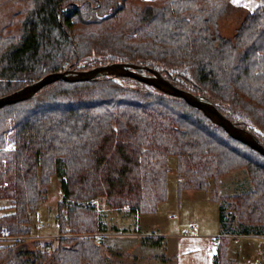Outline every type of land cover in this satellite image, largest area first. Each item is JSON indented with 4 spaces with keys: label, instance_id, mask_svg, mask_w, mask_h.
Segmentation results:
<instances>
[{
    "label": "trees",
    "instance_id": "16d2710c",
    "mask_svg": "<svg viewBox=\"0 0 264 264\" xmlns=\"http://www.w3.org/2000/svg\"><path fill=\"white\" fill-rule=\"evenodd\" d=\"M24 1L20 31L0 34V95L67 66L157 65L264 145V0L247 8L231 36L218 19L241 6L235 0ZM169 156L177 197L212 189L223 238L264 234V157L180 97L128 76L101 75L55 80L1 107L0 198L12 205L0 214V231L14 239L0 246V264H130L123 259L136 255L82 235L103 224L93 206L78 201L104 196L110 207L155 213L167 198ZM236 168L246 170L251 188L220 196L219 178ZM57 174L58 235L32 237L31 215ZM221 242L212 264H240L225 259Z\"/></svg>",
    "mask_w": 264,
    "mask_h": 264
},
{
    "label": "rangeland",
    "instance_id": "374dc122",
    "mask_svg": "<svg viewBox=\"0 0 264 264\" xmlns=\"http://www.w3.org/2000/svg\"><path fill=\"white\" fill-rule=\"evenodd\" d=\"M133 1V0H130ZM236 3L240 4L233 11L222 15L218 19V26L222 34L231 36L234 34L241 18L245 14L247 8H250L260 2V0H235ZM25 5L24 0H0V34H17L21 28V20L23 17V10ZM153 66V65H151ZM157 68V65H154ZM158 69V68H157ZM160 70V69H159ZM167 163L170 167V171L167 177V198L166 201L160 204L159 213L156 215L150 213H140V231L142 232H165L168 227L170 230H174V227L179 226L182 230L189 219H177L171 214L178 211L177 203V189L176 180L177 175L174 170L175 157L169 156ZM63 176L61 174L53 175L48 184V192L46 200L39 205L38 210L31 215V236L40 237L42 239H51L58 235V224H57V203L62 197V186L61 180ZM251 188L249 176L244 168L231 169L222 175L217 182V193L220 196L237 194L240 192L247 191ZM212 189L207 190H195L190 189L186 191L185 198L187 203L192 202V198H198L199 200L206 196L211 199ZM205 197V198H206ZM97 201L93 206L99 213V218L106 219L110 217L116 221L118 229H122V233H128L136 231L137 221L133 220V212L127 208H113L106 203L104 196H96ZM197 201V199H196ZM186 203V205H187ZM12 200L0 198V214L7 213L11 210ZM216 203V208H217ZM230 207V206H229ZM228 207V210H229ZM215 208V209H216ZM171 215V216H170ZM181 223L178 224V221ZM102 222V221H101ZM43 225H40V224ZM110 223L105 224L104 228L109 227ZM115 226V225H113ZM191 226V225H190ZM189 226V227H190ZM188 227V226H187ZM187 228L190 230V228ZM107 229V228H106ZM218 241H222V248L224 250L225 259L228 261H238L240 264H254L255 259L263 262L262 253V242L260 237H264V234L257 235H242V234H226L224 238L222 233L219 232ZM103 234H101L100 240H103ZM13 238L0 239V246L12 243ZM29 245V241L27 242ZM106 243V242H105ZM215 244V245H217ZM112 247V246H111ZM114 248V247H113ZM117 249V248H116ZM129 253V252H128ZM126 263L135 264V260L132 258H124ZM264 263V262H263Z\"/></svg>",
    "mask_w": 264,
    "mask_h": 264
},
{
    "label": "crops",
    "instance_id": "0c3cea01",
    "mask_svg": "<svg viewBox=\"0 0 264 264\" xmlns=\"http://www.w3.org/2000/svg\"><path fill=\"white\" fill-rule=\"evenodd\" d=\"M187 190L190 189L181 191L177 203L178 211L171 214L177 219H189L188 227L195 225L187 233H184V229L188 228L186 225L182 230L176 226L174 230L167 227L165 232L160 233L154 230L142 232L138 228L141 221L140 213H134L131 217L137 221L136 231L128 233H122V229H118L116 221L110 217L104 220L101 217L103 226L104 223L111 225L110 228L103 227L99 232L103 234V241L115 249L136 255L135 264H212L216 247L213 237L220 232L219 209L218 205L217 208L215 206L217 202L204 196L200 200L192 198V202L187 203V197L185 198ZM163 202L157 205L155 213L150 214L159 213L160 204ZM125 208L127 207L123 206L120 209ZM179 223L181 220L178 221ZM147 235L157 236L159 240L150 243L144 240Z\"/></svg>",
    "mask_w": 264,
    "mask_h": 264
},
{
    "label": "water",
    "instance_id": "95a60500",
    "mask_svg": "<svg viewBox=\"0 0 264 264\" xmlns=\"http://www.w3.org/2000/svg\"><path fill=\"white\" fill-rule=\"evenodd\" d=\"M74 52L75 45L70 38ZM101 75L128 76L152 85L157 89L182 98L188 105L199 109L212 123L219 125L232 138L246 144L264 157V145L248 128L235 124L226 117L215 103L204 94H196L174 84L163 72L154 66L133 61H109L89 68L67 66L63 70L45 73L39 78L23 84L15 90L0 95V108L32 97L45 84L55 80L67 82L92 80Z\"/></svg>",
    "mask_w": 264,
    "mask_h": 264
},
{
    "label": "built area",
    "instance_id": "2783aa9c",
    "mask_svg": "<svg viewBox=\"0 0 264 264\" xmlns=\"http://www.w3.org/2000/svg\"><path fill=\"white\" fill-rule=\"evenodd\" d=\"M96 201H97V198H95V197H91V198H89V199H87V200H85V201H83V202H79V201H78V204L82 203V204H87V205H89V204H94ZM40 225H43V224L41 223ZM193 226H195V225H191L189 228L191 229ZM188 230H189V229H187V228L184 229V233H187ZM82 235H83V236H87V237H91L94 241H99V240H100V237H101V233H99V232H97V233H84V234H82ZM218 237H219V235H215V236L213 237V242H214V244H217ZM4 238H13V236H11V235L9 234L8 229H3V230L0 231V239H4ZM260 240H261V242L263 243V242H264V237H260ZM263 260H264V258H263ZM263 262H264V261H263ZM263 262L257 261V262H255L254 264H264Z\"/></svg>",
    "mask_w": 264,
    "mask_h": 264
}]
</instances>
